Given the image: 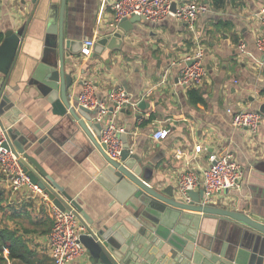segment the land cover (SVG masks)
Masks as SVG:
<instances>
[{
	"label": "crops",
	"instance_id": "crops-1",
	"mask_svg": "<svg viewBox=\"0 0 264 264\" xmlns=\"http://www.w3.org/2000/svg\"><path fill=\"white\" fill-rule=\"evenodd\" d=\"M115 1L65 0L64 38L81 44L80 49H75L77 53L65 58L73 79L69 93L78 96L82 84L91 82L97 99L112 108L111 93L122 89L128 103L115 121L120 134H127L133 151L142 155L144 163L152 162V175L160 190L171 188L179 198L177 180L182 172L200 174L209 167L210 155L232 153L244 170L241 186L215 195L211 205L263 215L264 114L257 133L252 134L235 128L228 110H264V56L254 44L264 36L258 16L264 0H224L220 8L214 6L213 0H171L176 8L191 2L208 7L198 17L195 32H189L171 17L156 23L144 20L134 23L133 30L115 42L119 48L101 53L93 47L88 49L84 42L95 44L116 30L111 10ZM53 4L59 10L61 0H53ZM33 10L30 0H0V45L6 31H17L25 24L27 42L33 40L32 35L40 34L42 26L32 17ZM240 43L262 65L241 54L237 48ZM197 46L204 53L205 76L199 87L192 88L201 99L193 105L188 95L191 89L178 84V78L183 60L192 56ZM25 58L30 60L28 55ZM9 85L10 99L18 114L3 123L13 130L15 141L36 165L34 169L76 200L99 227L110 228L124 221L130 211L96 180L95 149L75 120L68 114L61 116L58 107L41 95L25 73L20 72ZM158 129L164 131V137L155 141L153 134ZM90 132L94 138L97 136L96 131ZM53 208L43 191L27 186L13 190L0 173L3 264H53L48 245ZM244 232L237 223L219 218L205 219L202 228L205 246L218 256L223 250L220 258L231 264L249 262L253 243ZM7 247L22 258H9ZM174 263L192 264L183 259ZM69 264L98 262L85 250Z\"/></svg>",
	"mask_w": 264,
	"mask_h": 264
},
{
	"label": "water",
	"instance_id": "water-1",
	"mask_svg": "<svg viewBox=\"0 0 264 264\" xmlns=\"http://www.w3.org/2000/svg\"><path fill=\"white\" fill-rule=\"evenodd\" d=\"M64 2L61 0L57 10L53 0H30L34 8L32 17L42 26L40 34L32 35L33 40L27 42L28 24H25L17 31H6L0 45V128L23 172L46 194L54 207L75 215L86 231L79 241L98 264H175L178 259L191 260L192 264H231L220 258L223 250L218 256L205 246L202 228L208 218L235 222L243 227L244 234L253 243L247 264H264V214L257 216L252 212L203 206L200 203L201 191L189 192L192 201L186 203L171 192V188L160 190L152 175V162L144 163L142 155L133 151L125 132L118 135L121 141L119 158L113 160L107 155L106 146L100 142L101 125L93 121L97 110L79 106L78 96L69 93L73 79L65 58L77 53L75 49H80L81 44L67 42L64 38ZM171 9L176 10L175 4ZM144 20L138 16L121 20L112 34L94 44V50L101 53L104 49L112 51L119 48L115 42L133 30L134 23ZM26 55L30 57L29 61ZM24 60L28 61L27 67L23 65ZM19 71L27 78L31 77L41 95L58 107L61 116L68 114L75 120L87 136L95 149L96 180L117 203L130 211L124 221L116 222L110 228L99 227L76 200L63 192L50 177L34 169L36 165L15 141L13 130L3 123L18 114L8 88L9 82L19 77ZM259 112L264 114L262 108ZM90 130L97 132L95 138Z\"/></svg>",
	"mask_w": 264,
	"mask_h": 264
},
{
	"label": "built area",
	"instance_id": "built-area-1",
	"mask_svg": "<svg viewBox=\"0 0 264 264\" xmlns=\"http://www.w3.org/2000/svg\"><path fill=\"white\" fill-rule=\"evenodd\" d=\"M171 5V0H116L111 5V10L116 25L121 20L133 16L144 17L145 20L155 23L171 17L183 23L191 33L195 32L198 17L209 10L206 5L196 2L183 4L175 11H172ZM258 16L264 27V7L260 8ZM254 44L257 51L264 56V36L255 40ZM93 45V41L84 42V46L88 49H91ZM197 47L194 54L183 60L180 67L178 84L186 89L199 87L205 76L204 53L199 46ZM237 48L241 54L248 55L257 65H262L261 61L246 51L244 43H240ZM110 97L114 103L112 108H108L106 104L97 99L91 82H84L78 95V104L87 110H97V115L93 121L101 125L100 142L106 146L107 155L116 160L120 156L121 141L118 138L120 130L115 121L121 109L128 103V99L122 89L115 90ZM228 112L232 114V124L235 128L248 130L252 134L257 133L263 121V116L258 111L232 112L228 110ZM163 137L164 131L162 129H158L153 134L155 141H159ZM208 160L209 167L200 174L184 171L179 175L177 191L186 203L191 202L189 192L196 190L202 192L200 203L206 206L211 205L215 195L223 191H234L240 188L244 170L232 153L212 154ZM0 173L9 182L13 190L27 186L32 190L42 192L23 172L1 128ZM52 217L53 225L48 235V245L53 264H69L85 251L79 241L80 236L86 233L85 228L78 224L77 218L70 211H61L54 207Z\"/></svg>",
	"mask_w": 264,
	"mask_h": 264
},
{
	"label": "trees",
	"instance_id": "trees-1",
	"mask_svg": "<svg viewBox=\"0 0 264 264\" xmlns=\"http://www.w3.org/2000/svg\"><path fill=\"white\" fill-rule=\"evenodd\" d=\"M213 4L216 8H220L224 5V0H213ZM2 40V37L0 35V42ZM189 95V99L191 101V103L193 105H197L201 102V99L199 97V93L196 89H191L188 92ZM5 248L4 244L0 246V253L2 251V249ZM8 251H9V258H22L21 254H16L12 251V247H7ZM5 261L3 260V258L0 256V264H3Z\"/></svg>",
	"mask_w": 264,
	"mask_h": 264
}]
</instances>
